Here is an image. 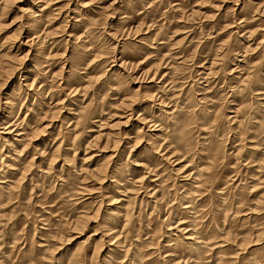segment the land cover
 I'll use <instances>...</instances> for the list:
<instances>
[{"label":"rangeland","instance_id":"374dc122","mask_svg":"<svg viewBox=\"0 0 264 264\" xmlns=\"http://www.w3.org/2000/svg\"><path fill=\"white\" fill-rule=\"evenodd\" d=\"M0 264H264V0H0Z\"/></svg>","mask_w":264,"mask_h":264},{"label":"bare ground","instance_id":"6f19581e","mask_svg":"<svg viewBox=\"0 0 264 264\" xmlns=\"http://www.w3.org/2000/svg\"><path fill=\"white\" fill-rule=\"evenodd\" d=\"M35 34H37V35H38V33H35Z\"/></svg>","mask_w":264,"mask_h":264}]
</instances>
